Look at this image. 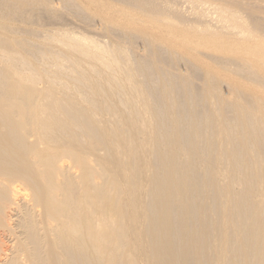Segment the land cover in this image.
I'll return each mask as SVG.
<instances>
[{
	"label": "bare ground",
	"instance_id": "6f19581e",
	"mask_svg": "<svg viewBox=\"0 0 264 264\" xmlns=\"http://www.w3.org/2000/svg\"><path fill=\"white\" fill-rule=\"evenodd\" d=\"M0 264H264V0H0Z\"/></svg>",
	"mask_w": 264,
	"mask_h": 264
},
{
	"label": "rangeland",
	"instance_id": "374dc122",
	"mask_svg": "<svg viewBox=\"0 0 264 264\" xmlns=\"http://www.w3.org/2000/svg\"><path fill=\"white\" fill-rule=\"evenodd\" d=\"M181 6H184L185 8H188V7H186V6H187L186 4H184V5L181 4ZM184 7H183V8H184ZM70 19H71V22L68 23V24L72 25V29L74 30V32H77L76 29H78V26H80V23H78V21H77L76 23H78V24H77L78 26H75V28H73V25H74V21H75V19H73L74 21L72 20V18H70ZM76 23H75V25H76ZM70 25H69V27H71ZM72 29H71V30H72ZM79 29H81V28H79ZM79 29H78V30H79ZM79 31H80V30H79ZM79 31H78V32H79ZM80 32H81V31H80ZM80 32H79V33H80ZM82 33H84V31H82ZM84 34H87V33L85 32ZM88 34H89V36H91V33H88ZM92 34H93V33H92ZM93 35H94V34H93ZM95 35H97V32L95 33ZM95 35H94V37H93V36H92V37H93L94 39H95V38L97 39V37H95ZM97 36H98V38H99V34H98ZM100 36H101V35H100ZM99 40H105V39H103V38L101 37Z\"/></svg>",
	"mask_w": 264,
	"mask_h": 264
}]
</instances>
